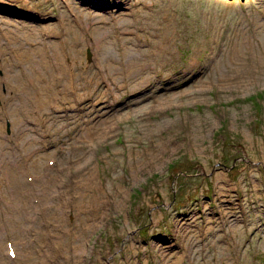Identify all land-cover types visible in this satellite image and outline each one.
Listing matches in <instances>:
<instances>
[{
  "label": "rangeland",
  "instance_id": "rangeland-1",
  "mask_svg": "<svg viewBox=\"0 0 264 264\" xmlns=\"http://www.w3.org/2000/svg\"><path fill=\"white\" fill-rule=\"evenodd\" d=\"M22 22L45 33L44 70L67 37L81 52L38 126L22 122L52 185L23 181L31 213L10 217L0 264H264V0H0V79L39 68L3 53Z\"/></svg>",
  "mask_w": 264,
  "mask_h": 264
},
{
  "label": "bare ground",
  "instance_id": "bare-ground-1",
  "mask_svg": "<svg viewBox=\"0 0 264 264\" xmlns=\"http://www.w3.org/2000/svg\"><path fill=\"white\" fill-rule=\"evenodd\" d=\"M7 24H10L8 22ZM20 24V23H19ZM64 26V32L66 31V24L63 23ZM12 29V28H11ZM8 30V29H7ZM14 33H10V31H6L2 33V39H3V53L5 51V48L8 49L9 52H12L16 49L17 51V57L19 59L25 60L27 63L29 62V58H34V64L38 65L41 63V59H44L45 57L48 58V53L44 52V47L41 45V40H37L39 36L44 35L45 33L41 32L40 30L35 29V25L32 27H27L24 22L20 24L19 27L14 26L13 29ZM81 32L86 40H90V26H83L81 27ZM38 31V34H37ZM58 32L56 29H50L48 31L49 34H54ZM47 33V34H48ZM42 37V36H41ZM69 41V45H66ZM65 42L62 41L59 45H57L58 50L57 52H51L49 54V59L52 60V64L47 63L44 64V67L46 70H44L43 65H38L39 68L35 70V72L32 71V76L28 75L23 68L17 71L16 73L10 74V72L7 70H4V76L0 79L1 88L8 87V89L11 92H7L6 94L2 95V98L4 100L3 106L0 104V133L3 132V128H6V121H9L11 124V129L13 130V140H14V148L18 150L16 152L17 155H13L15 158L12 157L13 162L9 163L8 159L4 158V156L1 155V165H0V227L7 230L2 231L0 230V252L3 250L1 248V245L3 242L4 246H6L9 237L8 234L11 236L14 233H20L17 232L12 228V221L10 217L19 218L21 221L28 220V215H30L31 211L28 209L24 210L26 208L27 203L29 202V193L22 192L20 189L26 186L23 184V181L28 184L32 190L33 187L31 186L32 182L33 184H36V182H40L43 184L45 189L50 188L52 185V178L45 177L44 173L42 177H36V169H41V166L44 164V159L42 155H37L38 151L41 150L42 145L37 142L38 136H31L29 129L26 125H24L22 122L29 121L30 119H34L37 121V123H34V121H31V123L38 124L41 121L42 113L45 108H47V105L53 104L54 99L57 97L55 93L58 94L59 89L57 88L60 76L63 73V76L69 81L71 84H73V74H74V66L73 63H77V60L75 59V55L79 57V53L81 52L80 47L75 45L74 39L68 38ZM97 47L100 45V38H98ZM36 41V42H34ZM84 41V38H83ZM35 43L34 47H28L27 43ZM54 45V44H53ZM52 45V46H53ZM68 47V48H67ZM74 48V50L72 48ZM53 48V47H52ZM76 50V51H75ZM2 53V50H0V54ZM39 53H42L39 55ZM70 56L71 57V63L67 65L64 64L65 61L63 60L65 57ZM6 57H4V61L6 62V67L8 66V60L6 61ZM62 60L64 61L62 63ZM78 69V67H77ZM48 70V71H47ZM51 70H54L53 73H50ZM42 75L47 76V79L39 80L38 77L41 78ZM76 85H73V88H75ZM0 88V89H1ZM72 88V89H73ZM12 93L13 95H9ZM18 101L15 105H13L14 100ZM16 129V131H15ZM21 129V133H20ZM5 132V131H4ZM20 133L21 137L17 134ZM4 135V134H3ZM5 138V136H4ZM23 139V140H22ZM9 145L11 143H8ZM20 146V148H18ZM24 150L21 152V150ZM10 152V151H9ZM10 154H12L10 152ZM33 171V175L31 170ZM21 172V174H20ZM21 176V177H20ZM4 178L7 180V184L4 182ZM2 179V180H1ZM3 181V182H2ZM7 185L13 189V203H6L5 198L6 196L9 198L8 192H7ZM29 187V188H30ZM7 193V195L5 193ZM32 200L30 196V201ZM40 205H37L39 207ZM38 210V209H37ZM56 214V213H55ZM13 215V216H12ZM244 217L249 219L247 215L243 213ZM8 226V228H7ZM28 230V229H25ZM37 233L41 236H37L38 238L45 239L46 237L43 236V231L38 230ZM7 234V235H6ZM13 239H16L14 235H12ZM3 239V241H2ZM5 241V243H4ZM15 243L16 240H15ZM15 249H17L18 246L14 245ZM69 249V247H67ZM62 250V247H59L56 245V248L53 249V252L59 256L60 252ZM17 254V253H16ZM58 264H75V260L71 255H68L64 257V259L57 261Z\"/></svg>",
  "mask_w": 264,
  "mask_h": 264
},
{
  "label": "water",
  "instance_id": "water-1",
  "mask_svg": "<svg viewBox=\"0 0 264 264\" xmlns=\"http://www.w3.org/2000/svg\"><path fill=\"white\" fill-rule=\"evenodd\" d=\"M88 57H90V50H88Z\"/></svg>",
  "mask_w": 264,
  "mask_h": 264
}]
</instances>
